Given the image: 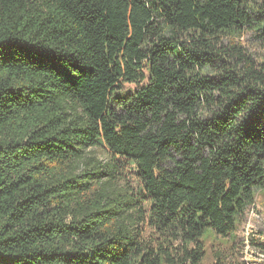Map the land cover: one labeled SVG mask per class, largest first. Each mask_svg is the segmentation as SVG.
<instances>
[{"label": "trees", "instance_id": "1", "mask_svg": "<svg viewBox=\"0 0 264 264\" xmlns=\"http://www.w3.org/2000/svg\"><path fill=\"white\" fill-rule=\"evenodd\" d=\"M246 31L264 0H0V264H204L264 192Z\"/></svg>", "mask_w": 264, "mask_h": 264}, {"label": "rangeland", "instance_id": "2", "mask_svg": "<svg viewBox=\"0 0 264 264\" xmlns=\"http://www.w3.org/2000/svg\"><path fill=\"white\" fill-rule=\"evenodd\" d=\"M236 40L254 58L258 60L264 58V43L252 31L244 32ZM124 86L126 89H135L138 84L128 82ZM86 156V162L81 165L79 171L84 172L85 167L89 165L90 157L103 163L112 160V154L106 146L90 147ZM120 172L116 188L137 192L138 181L134 167L123 166ZM154 235L157 236L156 233L148 232V236ZM203 244L204 264H213L220 260L227 264H264V192L260 190L256 192L254 203L247 208L237 230L231 236L224 238L208 232L203 238Z\"/></svg>", "mask_w": 264, "mask_h": 264}]
</instances>
